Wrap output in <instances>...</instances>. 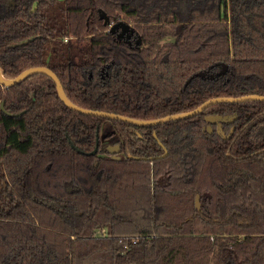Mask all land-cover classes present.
I'll use <instances>...</instances> for the list:
<instances>
[{
  "label": "trees",
  "instance_id": "16d2710c",
  "mask_svg": "<svg viewBox=\"0 0 264 264\" xmlns=\"http://www.w3.org/2000/svg\"><path fill=\"white\" fill-rule=\"evenodd\" d=\"M37 66L79 107L139 121L262 96L264 0H0L2 73ZM211 115L237 116L229 138ZM0 264H264V102L140 128L70 110L42 74L0 84Z\"/></svg>",
  "mask_w": 264,
  "mask_h": 264
},
{
  "label": "water",
  "instance_id": "95a60500",
  "mask_svg": "<svg viewBox=\"0 0 264 264\" xmlns=\"http://www.w3.org/2000/svg\"><path fill=\"white\" fill-rule=\"evenodd\" d=\"M100 13V19L104 21V25H109L110 26V33L114 34L117 36L118 40L125 41L129 45H132V43L129 41L133 36H134V43H136V46H140L141 44V36L136 32L135 28L128 24L125 21L122 22H117L114 24H111L110 18L107 15L106 12L103 10L99 11ZM219 70L216 71L215 73L210 72V71H200L192 75L191 79L188 80L187 84H190L195 77H200V78H215L225 76L227 74L228 66L225 64L219 65ZM42 74L54 81L56 84V90H57V95L60 97L62 102L65 104L66 107H68L70 110H74L78 113L87 115V116H96V117H102L106 119H112V120H118L123 123L127 122L129 124H132L136 127H152V126H159L160 124L170 122V121H179V120H185V119H190L193 118L196 115L201 114L204 112L207 108H210V106L215 105V104H237V103H244L245 101H258V102H264V95H245L244 97H239V98H234V97H227V98H211L209 101L203 103L202 105L198 106L197 108L193 109V111H189L186 113H179L174 116H167L164 118H159V120H135L133 118L127 117V116H121L115 113L111 112H102V111H97V110H87L79 107L78 105L74 104L71 102L68 96H66L63 85L61 80L58 78L56 73H54L51 69L48 67H43V66H37L34 68H30L27 70H24L23 72L20 73L15 78H6L4 74L2 73V70L0 68V84L4 87H14L20 85L23 81H25L26 78L32 76V75H38ZM2 110H4V107L2 106ZM237 116L236 115H228V116H220V115H211L205 118V121L209 124V132H212V127L211 124H217L218 126V131L219 134L221 135L222 132V124H228L232 123L236 120ZM234 130V128H233ZM232 130V132H233ZM99 134L96 142V148L90 153L91 154H96L99 150ZM108 152L111 155H116L120 152V146L116 145L113 147H109ZM166 155V154H165ZM199 197L197 198L196 205L197 208H199Z\"/></svg>",
  "mask_w": 264,
  "mask_h": 264
},
{
  "label": "flooded vegetation",
  "instance_id": "af4514ba",
  "mask_svg": "<svg viewBox=\"0 0 264 264\" xmlns=\"http://www.w3.org/2000/svg\"><path fill=\"white\" fill-rule=\"evenodd\" d=\"M111 24H114V23H112L111 22ZM109 26V25H108ZM117 37V36H116ZM131 43H132V45L134 44V45H136V43H134V36L129 40ZM237 119V118H236ZM235 122V121H234ZM234 122H232V123H228V124H222V126L223 125H229V126H231ZM208 126H209V124H208ZM212 126H216V131H217V133L219 134V131H218V126H217V124H211V127ZM224 127V126H223ZM222 127V134L220 135V136H222L223 138H229V136L231 135V133H233L234 132V130H233V128L234 127H231V130H230V132H228V135L227 134H225V132H224V128ZM209 128V127H208ZM232 130H233V132H232ZM208 131H209V129H208ZM210 133V132H209ZM211 133H213V127H212V132ZM210 133V134H211ZM154 136L156 137V134H154ZM161 145V144H160ZM113 147V146H116L115 144H112V143H110V142H108V143H106L105 144V147L107 148V150L109 149V147ZM162 146V145H161ZM120 151H121V148H120ZM167 153V152H166Z\"/></svg>",
  "mask_w": 264,
  "mask_h": 264
}]
</instances>
